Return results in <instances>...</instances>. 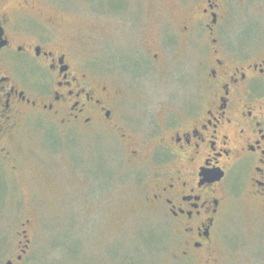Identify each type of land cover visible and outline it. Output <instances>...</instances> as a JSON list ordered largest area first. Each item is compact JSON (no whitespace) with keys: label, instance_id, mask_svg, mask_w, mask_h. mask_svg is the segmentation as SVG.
Wrapping results in <instances>:
<instances>
[{"label":"flooded vegetation","instance_id":"flooded-vegetation-1","mask_svg":"<svg viewBox=\"0 0 264 264\" xmlns=\"http://www.w3.org/2000/svg\"><path fill=\"white\" fill-rule=\"evenodd\" d=\"M230 1L191 0L194 6L178 18L176 42L163 32L152 38L150 26H138L140 9L113 0L115 20L128 27L115 32L119 52L110 83L78 64L59 37L57 19L33 11L31 0L0 3V218L7 208L6 167L14 164L22 127L83 126L89 136L115 137L131 163H150L143 205L169 226L172 264H225L218 244L228 191L244 190L264 208V27H256L255 51L245 48L252 42L248 28L232 42L223 27ZM165 48L187 65L195 60L196 89L183 105L155 112L153 75L171 68ZM177 73L188 77L184 67ZM18 235L16 254L2 264H45L29 232Z\"/></svg>","mask_w":264,"mask_h":264},{"label":"rangeland","instance_id":"rangeland-1","mask_svg":"<svg viewBox=\"0 0 264 264\" xmlns=\"http://www.w3.org/2000/svg\"><path fill=\"white\" fill-rule=\"evenodd\" d=\"M31 1L33 11L57 19L59 37L70 44L81 61L78 64L99 70L110 83L119 52L113 45L115 32L124 33L128 27L115 20L113 0ZM2 2L16 5L13 0ZM130 2V11L140 9L138 26H150L152 38L156 32L174 35L176 42L178 18L194 6L191 0ZM226 11L223 27L230 29L228 36L234 43L246 28L245 35L252 41L256 27H264V0H231ZM36 20L41 21L39 15ZM141 43L148 47L149 42ZM257 45L254 40L245 48L255 51ZM170 49L163 50L165 55ZM186 62L167 55L170 73L153 75L158 79L151 93L153 111L181 106L187 93L188 98L189 92L194 93L195 60ZM183 67L188 77L174 75ZM103 133L89 136L83 126L22 127L15 137L14 164L6 167L8 196L0 218V264L5 256L16 254L18 233L24 229L33 252L45 264H172L176 247L169 226L157 210L143 205L150 163H131L123 144ZM245 193L239 188L228 191L218 244L225 264H264V208Z\"/></svg>","mask_w":264,"mask_h":264}]
</instances>
